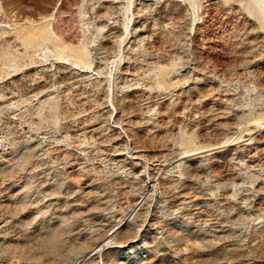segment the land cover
<instances>
[{
  "label": "rangeland",
  "instance_id": "obj_1",
  "mask_svg": "<svg viewBox=\"0 0 264 264\" xmlns=\"http://www.w3.org/2000/svg\"><path fill=\"white\" fill-rule=\"evenodd\" d=\"M0 264H264V0H0Z\"/></svg>",
  "mask_w": 264,
  "mask_h": 264
},
{
  "label": "bare ground",
  "instance_id": "obj_2",
  "mask_svg": "<svg viewBox=\"0 0 264 264\" xmlns=\"http://www.w3.org/2000/svg\"><path fill=\"white\" fill-rule=\"evenodd\" d=\"M130 3H131V2H130ZM134 3H135V2H134ZM134 3H133V4H134ZM130 6L132 7V4H131ZM129 8H130V7H129ZM230 32H231V31H230ZM120 224H121V223H120ZM114 231H115V230H114ZM112 233H113V232H112ZM115 233H116V232H114L113 234H109V237L106 239V242L109 241V240L111 239V237H112ZM94 248H95V250L97 251L98 248H97V247H94Z\"/></svg>",
  "mask_w": 264,
  "mask_h": 264
}]
</instances>
